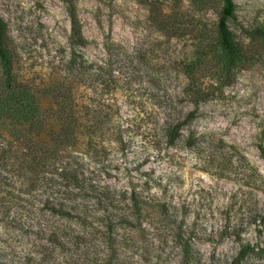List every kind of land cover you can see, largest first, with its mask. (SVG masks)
Wrapping results in <instances>:
<instances>
[{
	"label": "rangeland",
	"instance_id": "1",
	"mask_svg": "<svg viewBox=\"0 0 264 264\" xmlns=\"http://www.w3.org/2000/svg\"><path fill=\"white\" fill-rule=\"evenodd\" d=\"M233 1L228 26L244 57L235 66L217 44L221 0H0L12 74L36 111L17 119L0 69V264H227L242 246L264 248V39L245 34L264 29V0ZM70 4L83 48L70 43ZM72 49L91 64L86 82L57 68ZM62 95L83 136L61 160L100 186L152 197L169 221L158 207L110 228L45 209L60 178L42 152L72 120Z\"/></svg>",
	"mask_w": 264,
	"mask_h": 264
},
{
	"label": "trees",
	"instance_id": "2",
	"mask_svg": "<svg viewBox=\"0 0 264 264\" xmlns=\"http://www.w3.org/2000/svg\"><path fill=\"white\" fill-rule=\"evenodd\" d=\"M222 7L218 15L217 22V44L220 53L223 55L226 66H235L242 62V55L239 53L237 44L233 40L232 33L228 26V21L234 16V1L221 0ZM67 12L70 16L71 34L70 43L75 47H85L87 42L81 34V27L77 21L74 4H70ZM249 38L264 39V29L255 28L251 31H245ZM12 54L8 48L7 41V25L0 17V69L3 77V85L7 89V97L13 100L15 107L13 109L18 120H30L35 117L33 94L25 83L18 81L12 74L13 62ZM78 59H80L78 61ZM57 68H62L65 72V77L70 76L71 81L86 82L90 79L88 72L91 64L84 60L81 55L76 54L75 50H71V58L67 61H60ZM59 69L58 71L62 70ZM88 76V77H85ZM68 89V90H66ZM50 91V90H49ZM64 91H70L65 88ZM62 104L60 106L61 113L65 114L66 120L70 117L67 124L60 131L63 136V143H54L49 145L42 152L46 155L44 158V166L51 167L56 173L59 181H52L49 184L50 192L46 197L45 209L50 211L53 216L61 219L75 220L81 224L91 225L93 221H107V227L114 221L127 223L128 225H137L142 212L158 207L161 212V217L165 221H169L171 216L168 215L166 205L155 203L152 197H142L140 193L133 190L116 191L107 186H100L94 182L93 177L86 174V169L83 164H76L75 167L69 162L61 160L64 154L61 151L63 145L68 140H78V136H83L82 132H78L80 126L77 125L76 119L73 118L74 106L72 99L66 95H62ZM66 102V103H64ZM67 110V112L65 111ZM66 112V113H65ZM192 116L189 115V117ZM73 122V124L71 123ZM97 129L94 126L88 128L87 144H91L92 138L96 135ZM260 158L264 161V149L259 147ZM54 173V174H55ZM125 210V211H124ZM111 230V229H110ZM182 237L181 253L183 255H192L191 240L192 237L185 231L179 232ZM249 256H258L264 259V248L254 246H242L238 253L231 258L227 264H244V261ZM193 259V257H192ZM190 263L191 261L188 260Z\"/></svg>",
	"mask_w": 264,
	"mask_h": 264
}]
</instances>
